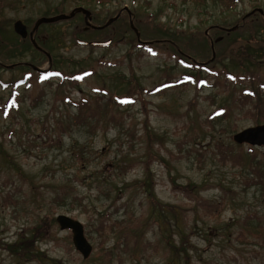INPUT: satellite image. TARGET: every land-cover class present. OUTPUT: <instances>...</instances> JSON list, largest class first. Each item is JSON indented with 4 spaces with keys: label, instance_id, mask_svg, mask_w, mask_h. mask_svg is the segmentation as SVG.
<instances>
[{
    "label": "rangeland",
    "instance_id": "rangeland-1",
    "mask_svg": "<svg viewBox=\"0 0 264 264\" xmlns=\"http://www.w3.org/2000/svg\"><path fill=\"white\" fill-rule=\"evenodd\" d=\"M78 6L94 25L124 18L42 24L51 61L14 31ZM256 8L264 0H0V264H42L7 249L34 234L46 264H264V146L234 141L264 123L263 20L245 19ZM193 72L201 86L183 82ZM59 214L84 224L89 258Z\"/></svg>",
    "mask_w": 264,
    "mask_h": 264
},
{
    "label": "water",
    "instance_id": "water-1",
    "mask_svg": "<svg viewBox=\"0 0 264 264\" xmlns=\"http://www.w3.org/2000/svg\"><path fill=\"white\" fill-rule=\"evenodd\" d=\"M127 9V8H126ZM123 10H121L115 17H112L109 19L104 25L98 26L94 25L92 23V12L83 7L78 6L74 8L70 13H60L53 16H43L37 19L35 26L32 30L29 31L28 27L22 20H17L14 23V31L20 35L23 39L30 38L32 44L35 48L42 50V48L38 45L34 33L38 30V28L42 24H50V23H56L62 20H68L73 17H75L77 14L82 13L85 16V23L86 28H95V29H103L111 25L115 20H117L120 15L122 14ZM255 12H260L261 14H264V10L262 8H256L250 13L246 14L245 17H248ZM131 27L136 31L138 40L140 39V33L138 32V29L134 26V22L131 21ZM238 28V25L231 27V28H225L228 32L234 31ZM82 43L92 44V45H100V44H109L111 42V39L107 41H90V42H84L81 40ZM212 49L215 54L214 45L212 44ZM45 51V50H44ZM45 54L49 58V61H51V55L49 52L45 51ZM14 65H11L10 67H13ZM33 69L39 72H46L48 69H41L40 67L34 66ZM234 141H236L238 144H250V145H257V146H264V123L258 124L255 126L248 127L246 129H243L242 131L237 132L234 135ZM56 221L59 224L60 228L62 230H70L72 232V240L73 244L78 250L83 258L87 259L90 257L92 251H93V245L88 240L86 234H85V227L84 224L67 214H59L56 217Z\"/></svg>",
    "mask_w": 264,
    "mask_h": 264
},
{
    "label": "trees",
    "instance_id": "trees-1",
    "mask_svg": "<svg viewBox=\"0 0 264 264\" xmlns=\"http://www.w3.org/2000/svg\"><path fill=\"white\" fill-rule=\"evenodd\" d=\"M97 1V3L98 4H103V3H105L106 2V0H96ZM78 15H80V16H84V14H82V13H79V14H77L75 17H77ZM75 17H73V18H71V20H73ZM122 18H124V15H122V17H120L119 19H122ZM263 18V19H262ZM83 19H84V17H83ZM246 20H248V19H252V20H256L257 22H259V23H261V20H263V24L261 23V25H260V27L261 28H263L262 30L264 31V15H262L261 13H259V12H255L254 14H252L251 16H249V17H247V18H245ZM84 22V26H83V28L84 27H86V23H85V21H83ZM240 22H244L243 20H241ZM50 24H52V23H50ZM80 24V23H79ZM244 24V23H243ZM126 25H127V27L128 28H131L130 27V25L128 24V23H126ZM240 27H241V25H239ZM82 28V29H83ZM223 36H224V33L222 34ZM35 39H36V41H37V43H38V45L42 48V50H40V49H37V48H35L34 47V45L32 44V42H31V40L29 39V38H27V39H25V40H30L29 42L31 43L30 44V47H32V48H34L35 50H37L40 54H45V51H47V52H50L51 50H52V42L53 41H49V40H51L50 38H48V39H43L44 37H42V38H39V36L37 35V32L35 31ZM107 39H110V38H112V36H108V37H106ZM106 38H105V40H106ZM224 38H225V36H224ZM23 39V38H22ZM77 41L78 42H80L79 41V39H77ZM81 43V42H80ZM137 45H138V47L139 46H143L144 44H139V43H137ZM146 46H150V47H154L153 45H150V44H147ZM27 48H28V46H27ZM255 48V47H254ZM45 50V51H44ZM263 53V52H262ZM46 55V54H45ZM251 56H253V58L254 57H256L255 56V53H253V54H251ZM189 63L192 65V66H196V67H198L199 68V70H204V69H206L207 68V65L208 64H201V63H194V62H192V61H189ZM54 70V71H53ZM56 72V73H58V75L62 78V80H65L67 77L59 70V69H56V68H53V69H50L49 70V72L48 73H41V72H39V75L40 76H43V77H45V76H49L51 73H53V72ZM85 72V71H84ZM77 75L78 74H76V75H74V78L75 79H77L76 77H77ZM196 75H198V74H195V72H193V73H185V75L183 76V82H186V80H188V79H190V78H192V79H196V83H197V85L198 86H201V84H202V81H203V79L202 78H200V77H197ZM231 76H232V74H230ZM250 78H251V76H250ZM232 80L234 81L235 80V77L234 78H232ZM244 94V93H243ZM244 95H246V96H248L249 94L247 93H245ZM128 99L129 100H132V101H134L135 99H134V97L132 96V95H130V97H128ZM11 101V100H10ZM9 101V102H10ZM8 102V103H9ZM124 102H126V97H124ZM12 103V104H11ZM11 103H9V107H11V106H13V105H16L15 103H14V100H12L11 101ZM225 107L224 106H221V107H219V108H217V110L216 111H214V113L211 115V116H209V119H211V120H213V119H215V117L217 118V117H219V115L221 114V113H225V109H224ZM4 109H5V107H4ZM226 114V113H225ZM79 157V159H80V162H82V161H84V158L82 157V155H80V156H78ZM11 197V196H10ZM19 203H20V201L18 200V204L17 205H19ZM220 204V202H218L217 204H213V205H210L209 203H203V205H201L202 207H203V209L206 211V209L205 208H211V206H220L219 205ZM208 206V207H207ZM53 220V219H52ZM27 228H29V227H27ZM35 230L37 229V230H39L40 231V234H41V230H40V225L39 224H35ZM34 228H29L28 229V231H30V230H32V229H34ZM110 228L112 229L113 228V225H111L110 226ZM139 228H137V230H138ZM34 230H32L31 231V233H33L34 234ZM28 233V232H27ZM39 234V235H40ZM23 235V234H22ZM35 235V234H34ZM33 235V236H34ZM33 236H32V239H28V238H24V236H22V240H16L15 242H11V243H6V245L8 246L7 247V249L9 250V252L14 256V257H16L17 259H18V261L21 263V262H30V261H39V262H41L42 264H46V263H44L43 261L45 260L44 259V257H43V251H41V249H39L38 247H36L35 246V241L37 240V239H35V237L33 238ZM28 241V243H26ZM52 261H54V263H57V264H61V263H58L57 262V260H54V259H52Z\"/></svg>",
    "mask_w": 264,
    "mask_h": 264
}]
</instances>
